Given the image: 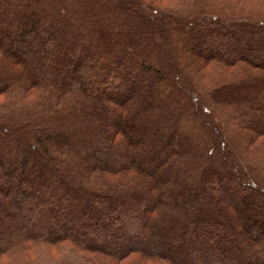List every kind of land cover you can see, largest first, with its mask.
Returning <instances> with one entry per match:
<instances>
[{
  "label": "trees",
  "instance_id": "16d2710c",
  "mask_svg": "<svg viewBox=\"0 0 264 264\" xmlns=\"http://www.w3.org/2000/svg\"><path fill=\"white\" fill-rule=\"evenodd\" d=\"M0 264H264V0H0Z\"/></svg>",
  "mask_w": 264,
  "mask_h": 264
},
{
  "label": "bare ground",
  "instance_id": "6f19581e",
  "mask_svg": "<svg viewBox=\"0 0 264 264\" xmlns=\"http://www.w3.org/2000/svg\"><path fill=\"white\" fill-rule=\"evenodd\" d=\"M15 103H16V102H15ZM13 104H14V103H13ZM10 106H12V105H10ZM13 106H14V105H13ZM13 108H14V107H13ZM17 109H18V108H17ZM17 109H16V110H17ZM14 110H15V109H14ZM91 182H92V181H91ZM30 209H31V208H30ZM77 256H78V255H77Z\"/></svg>",
  "mask_w": 264,
  "mask_h": 264
}]
</instances>
